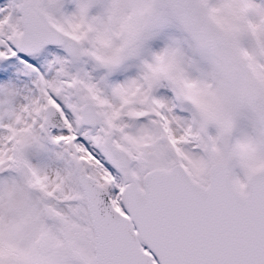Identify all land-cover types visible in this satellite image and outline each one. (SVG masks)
Segmentation results:
<instances>
[{"label":"snow or ice","instance_id":"6c2138e0","mask_svg":"<svg viewBox=\"0 0 264 264\" xmlns=\"http://www.w3.org/2000/svg\"><path fill=\"white\" fill-rule=\"evenodd\" d=\"M0 264H264V0H0Z\"/></svg>","mask_w":264,"mask_h":264}]
</instances>
